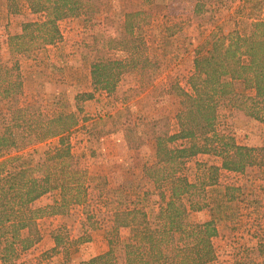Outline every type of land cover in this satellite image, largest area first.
<instances>
[{
    "label": "trees",
    "instance_id": "16d2710c",
    "mask_svg": "<svg viewBox=\"0 0 264 264\" xmlns=\"http://www.w3.org/2000/svg\"><path fill=\"white\" fill-rule=\"evenodd\" d=\"M175 1L179 0H134L121 15V31L109 36L108 43L119 56L105 53L103 42L89 36L85 47L92 54V92L75 95L77 113L55 109L44 115L37 110L36 102L21 106L24 76L20 59L58 42L60 20L82 16L91 22L107 8L101 0H24L25 9L38 18L22 22L20 32L9 35L0 50V264H29L22 256L40 241L37 220L44 216L64 214L70 206L81 205L86 214L83 227H96V215L88 203L94 178L71 153L69 143V134L78 125L79 104L92 100L97 91L111 96L121 77L141 65L144 33L148 32L152 45L174 35L180 24H169L163 17L169 3ZM263 1L256 0L255 6ZM6 9L15 15L23 6L17 0H7ZM203 9L202 3L195 2L192 16H201ZM111 15L107 9L106 17ZM159 17L162 23H156ZM250 26L249 34H225L215 29L202 47L194 50L186 88L177 83L170 88L178 103L174 132L168 116L148 123L155 161L144 164L142 172L145 178L160 183L157 208L134 205L108 212L109 250L79 264H210L215 260L211 241L218 235L215 220L189 219L192 213L208 207L206 188L217 183L221 171L240 174L259 168L264 180V137L260 146L240 145L220 124L221 113L226 110L222 116L227 114L231 121L253 119L264 127V20L253 19ZM126 110V106L116 110L114 116ZM99 122L101 118L91 123L89 137L98 139L116 131H94ZM121 131L128 149L141 147L136 125L128 124ZM49 138H57V144L21 153ZM198 155L216 157L221 164L205 168L206 181L189 182L180 171L186 160ZM238 190L225 187V201H233ZM49 193L57 195L53 204L33 206ZM120 230L126 232L124 237ZM63 232L60 227L51 234L54 246L42 257L60 251L65 242ZM89 241L86 238L84 243Z\"/></svg>",
    "mask_w": 264,
    "mask_h": 264
},
{
    "label": "rangeland",
    "instance_id": "374dc122",
    "mask_svg": "<svg viewBox=\"0 0 264 264\" xmlns=\"http://www.w3.org/2000/svg\"><path fill=\"white\" fill-rule=\"evenodd\" d=\"M17 1L23 9L19 14L11 15L7 13V0H0V50L4 49L3 44L9 35L20 32L22 22L38 18L25 9L24 0ZM101 1L114 15L107 18L105 9L91 22L82 16L60 20L58 28L61 39L58 42L20 59L24 76L21 106L36 102L37 110L44 115L55 109L77 113L75 95L92 92V54L85 43L89 36L94 35L101 44L103 42L105 53L119 56L118 52L111 49L109 36L121 31V15L134 2ZM197 1L202 3L204 9L201 11L204 13L195 17L192 16V10ZM255 1L179 0L169 3L163 18H168L169 24L179 23V29H175L173 36L165 37V41L158 45H152L147 37L148 32L144 33L145 45L140 49L141 65L121 77L111 96L97 91L92 100L79 104L81 113L77 114L78 125L69 134L71 153L79 159L88 176L94 178L90 185L92 196L88 203L96 215V227H83L86 214L81 205L70 206L64 214L44 216L37 220L41 239L22 256L23 260L29 264H79L86 261L87 255L93 251L105 253L109 250V230L106 227L109 224L108 212L134 205H144L147 209L157 208L155 203L158 201L160 183L145 178L142 172L144 164L155 161L153 143L147 132L148 123L152 119L168 116L171 131L174 132V114L178 103L170 89L171 85L177 83L186 88L187 78L193 68L194 50L202 47L201 43L211 31L220 29L225 34L231 31L249 34L253 19L264 20V1L261 6H255ZM162 22L159 17L156 23ZM144 59H151V62ZM125 106L126 111L114 116L116 110ZM225 111L220 116L222 129L230 132L240 145H261L264 137L261 123L253 119L231 121L227 114L222 116ZM109 115L114 118H107ZM99 118L102 122L95 126L94 131L107 132L114 128L116 131L102 134L98 139L89 137L91 123ZM128 124L138 128L141 143L139 149H128L126 146L121 128ZM56 144L57 138H49L21 153H28L34 148L44 150ZM198 156L199 159L196 156L186 160L180 171L189 182L206 181L205 168L219 167L221 164L216 157ZM228 186L239 189L233 201H225L221 197ZM92 187L96 188L92 190ZM56 197V193H49L33 206L51 205ZM205 200L208 207L192 213L189 219L203 222L213 218L219 227L223 238L220 243L212 242L217 249L215 260L210 264H264V254L260 256L255 246L256 242L264 240V180L260 169L251 168L240 174L219 172L217 183L206 188ZM60 227L65 230L62 248L52 256L42 257L44 252L53 248L51 234ZM125 234L124 230H120L121 237ZM86 238L90 239L88 243L91 244L84 243ZM49 242L52 244L49 245ZM63 250H66V254ZM116 253L119 254L118 251Z\"/></svg>",
    "mask_w": 264,
    "mask_h": 264
},
{
    "label": "crops",
    "instance_id": "0c3cea01",
    "mask_svg": "<svg viewBox=\"0 0 264 264\" xmlns=\"http://www.w3.org/2000/svg\"><path fill=\"white\" fill-rule=\"evenodd\" d=\"M199 157L200 156H197L196 157V159L198 158L199 159ZM201 157H205V155H202ZM219 193H220V191H218ZM223 193H224V191H223ZM223 193H221V197H223ZM217 226V230H218V235L214 238V239H212L211 241L212 242H214V241H216V243H220L221 241H222V236H221V234H220V231H219V227H218V225H216ZM44 240V239H43ZM224 240H225V238H224ZM43 242V241H42ZM52 243H50L49 242V245H51ZM87 244H91V243H87ZM255 246H256V251H257V253H259L260 254V256L261 255H263L264 254V240H262V241H258V242H256L255 243ZM258 246L260 247V249H259V251H258ZM215 248H216V246H215ZM217 249V248H216ZM262 249V250H261ZM92 250V249H91ZM103 252H91V254H89V255H87V257L85 258L86 260H88V259H90V258H92V257H95V256H97V255H100V254H102ZM218 259V258H217Z\"/></svg>",
    "mask_w": 264,
    "mask_h": 264
}]
</instances>
